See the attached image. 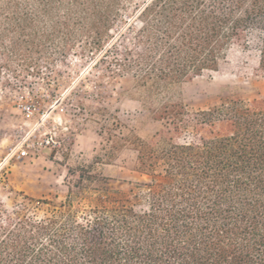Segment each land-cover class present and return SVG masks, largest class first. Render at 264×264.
<instances>
[{"label": "trees", "instance_id": "obj_1", "mask_svg": "<svg viewBox=\"0 0 264 264\" xmlns=\"http://www.w3.org/2000/svg\"><path fill=\"white\" fill-rule=\"evenodd\" d=\"M119 22L134 43L115 73L137 78L160 122L131 140L148 180L103 189L93 206L0 211V264H264V102L152 107L162 82L216 72L254 38L264 73V0H0V51L29 67L47 43L102 48Z\"/></svg>", "mask_w": 264, "mask_h": 264}, {"label": "rangeland", "instance_id": "obj_2", "mask_svg": "<svg viewBox=\"0 0 264 264\" xmlns=\"http://www.w3.org/2000/svg\"><path fill=\"white\" fill-rule=\"evenodd\" d=\"M134 28L115 25L113 38L102 48L79 37L70 49L47 43L34 62L0 51V211L42 216L50 205L63 202L96 205L103 189H128L148 180L135 169L134 135L149 139L160 128L145 105L137 78L117 75L115 57L134 43ZM121 33V34H120ZM258 41L235 45L219 70L180 81L162 82L153 95V108L171 101L189 109L207 108L228 97L264 102V73L258 72ZM34 101L48 108L64 107L55 132L58 151L45 149L18 157L25 117L21 104Z\"/></svg>", "mask_w": 264, "mask_h": 264}, {"label": "built area", "instance_id": "obj_3", "mask_svg": "<svg viewBox=\"0 0 264 264\" xmlns=\"http://www.w3.org/2000/svg\"><path fill=\"white\" fill-rule=\"evenodd\" d=\"M55 101L48 108H42L34 101L21 104V112L25 117V124L21 126L24 132L18 148V157L25 158L31 153L36 154L48 149L50 152L58 151L61 140L55 130L61 123L63 106Z\"/></svg>", "mask_w": 264, "mask_h": 264}]
</instances>
